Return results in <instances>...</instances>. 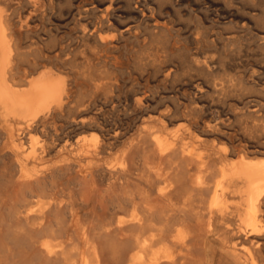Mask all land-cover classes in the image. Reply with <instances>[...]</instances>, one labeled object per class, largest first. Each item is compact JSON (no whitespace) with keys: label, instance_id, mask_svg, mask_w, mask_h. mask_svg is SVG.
<instances>
[{"label":"rangeland","instance_id":"1","mask_svg":"<svg viewBox=\"0 0 264 264\" xmlns=\"http://www.w3.org/2000/svg\"><path fill=\"white\" fill-rule=\"evenodd\" d=\"M106 7L111 25L91 33ZM0 8L20 27V86L51 70L68 89L65 107L30 130L21 114L0 107V264H19L20 248L8 238L19 236L14 214L31 192L43 202L51 196V221L68 220L71 210L83 220L101 216V204L111 209L109 175L68 145L93 132L113 147L108 164L149 132L166 141L175 131L181 149L194 148L199 137L211 156L210 141L229 147L218 166L239 156L264 159V0H0ZM237 202L228 198V213L215 215L207 264L264 263V236L255 246L241 238L248 248H239Z\"/></svg>","mask_w":264,"mask_h":264},{"label":"bare ground","instance_id":"2","mask_svg":"<svg viewBox=\"0 0 264 264\" xmlns=\"http://www.w3.org/2000/svg\"><path fill=\"white\" fill-rule=\"evenodd\" d=\"M27 1L33 5L37 3V0ZM109 9L106 7L103 16L93 24L91 33L102 25H111ZM8 18L0 8V107L21 114L24 127L30 130L41 116L64 106L68 98L67 82L62 75L44 70L37 76L28 77L26 86H20L26 71L19 66L22 55L18 42L20 27H14ZM106 37L99 41L104 42ZM137 104L141 105V101ZM93 133L95 135L76 139L68 145L80 148L79 158L99 162L98 169L109 175L105 193L111 198V209L101 204V216H88L82 220L71 208L68 220L51 221L46 215L51 196L47 199L48 191L44 188L46 202L37 198L36 192L19 199L14 214L19 236H7L20 248L19 264H207L206 238L213 230L215 215L228 213L230 197L238 199L234 208L243 206L238 214L239 248H248V244L241 243V238L248 237L254 246L262 245L264 159L239 156L228 165L218 166L217 161H225L229 155V147L220 145L216 148L215 140H212L210 147L216 155L211 156L200 149L206 139L199 137L194 148L181 149L178 148L180 134L175 131L166 141L149 132L108 164L103 160L111 156L113 147L101 141L98 133ZM35 140L33 138L31 142ZM138 152L143 155L139 162H134L132 157ZM30 154L34 155V151ZM7 232L10 235L11 231ZM4 264H9L8 260Z\"/></svg>","mask_w":264,"mask_h":264}]
</instances>
